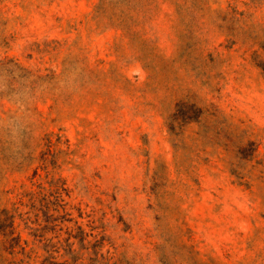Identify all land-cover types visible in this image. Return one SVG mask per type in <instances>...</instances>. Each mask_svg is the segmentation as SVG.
Returning a JSON list of instances; mask_svg holds the SVG:
<instances>
[{
  "label": "rangeland",
  "instance_id": "374dc122",
  "mask_svg": "<svg viewBox=\"0 0 264 264\" xmlns=\"http://www.w3.org/2000/svg\"><path fill=\"white\" fill-rule=\"evenodd\" d=\"M0 264H264V0H0Z\"/></svg>",
  "mask_w": 264,
  "mask_h": 264
}]
</instances>
